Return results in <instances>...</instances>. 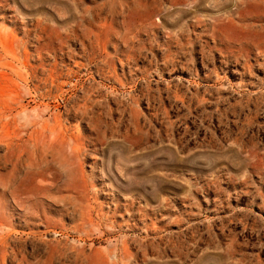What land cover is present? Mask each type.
<instances>
[{
	"label": "rangeland",
	"instance_id": "obj_1",
	"mask_svg": "<svg viewBox=\"0 0 264 264\" xmlns=\"http://www.w3.org/2000/svg\"><path fill=\"white\" fill-rule=\"evenodd\" d=\"M0 264H264V0H0Z\"/></svg>",
	"mask_w": 264,
	"mask_h": 264
},
{
	"label": "bare ground",
	"instance_id": "obj_2",
	"mask_svg": "<svg viewBox=\"0 0 264 264\" xmlns=\"http://www.w3.org/2000/svg\"><path fill=\"white\" fill-rule=\"evenodd\" d=\"M21 159V158H20ZM18 161V160H17ZM8 180V179H7ZM8 185V184H7ZM7 187V186H6ZM11 187V186H10ZM9 189V188H8Z\"/></svg>",
	"mask_w": 264,
	"mask_h": 264
}]
</instances>
